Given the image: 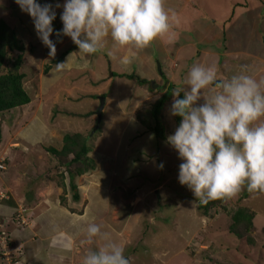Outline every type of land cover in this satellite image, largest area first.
<instances>
[{
    "label": "rangeland",
    "instance_id": "1",
    "mask_svg": "<svg viewBox=\"0 0 264 264\" xmlns=\"http://www.w3.org/2000/svg\"><path fill=\"white\" fill-rule=\"evenodd\" d=\"M251 1L261 5L259 19L253 22L248 18L252 11L247 9ZM57 4L51 3L56 12L54 32L62 29V11ZM211 4L214 7L199 11L205 20L197 19L198 27L178 23L181 26L170 30V37L161 36L163 44L170 45L167 49L175 53L167 54L170 60L178 62L169 83L164 78L165 70L160 71L163 77L159 73L157 63L153 62L152 67L143 59L139 61L134 49H113L110 38L104 50L85 57L71 54L78 49L69 44L70 38L54 34L50 39L60 42L55 57L50 58L29 16L14 0H3L0 20L20 38L24 52L19 73L24 75L22 86L31 102L0 116V161L6 167L7 181L14 179L12 190L25 194L20 208L35 210V217L24 213L26 229L82 231L81 237H75L80 246L76 264H81L90 249L105 242L97 237L91 244L84 243L85 218H92L102 233L124 248L129 264H264V192L241 188L234 196L205 205L193 204V193L178 183L182 161L166 143V137L179 125L177 118L169 114L170 105L175 92L188 87L187 73L194 64L216 66L217 80L239 73L241 66H246L253 78H264V0H212ZM189 9L184 8L180 21H187ZM223 32L226 41L220 44ZM188 43L190 46L178 48ZM155 44L156 40L146 50L155 55L157 47L161 55L162 47ZM109 50L114 55H109ZM125 56L131 62L122 65L120 59ZM67 57L72 67L54 75V61L63 62ZM152 68L155 83L146 81ZM137 80L147 83L139 85ZM168 87L171 95L159 119L163 138H157L139 123L137 116L148 119V111ZM216 90L209 87L201 92L207 98ZM100 97L104 106L99 128L94 131ZM75 134L86 140V157L94 166L75 177L77 192L69 188L68 180V172L76 166L65 165L72 157H58L47 151L61 150L62 138ZM77 193L79 200L75 202L73 195ZM239 208L247 211V223L253 226L250 230L246 229L247 223L238 226L237 238L229 227L232 214ZM43 209L49 214L42 226L37 213ZM0 243L9 255L10 246L2 240ZM15 259H11L12 264H20Z\"/></svg>",
    "mask_w": 264,
    "mask_h": 264
},
{
    "label": "clouds",
    "instance_id": "2",
    "mask_svg": "<svg viewBox=\"0 0 264 264\" xmlns=\"http://www.w3.org/2000/svg\"><path fill=\"white\" fill-rule=\"evenodd\" d=\"M14 3L32 20L50 58L55 57L60 42L50 39L54 34L68 37L76 45L78 51L71 54L87 57L104 50L108 38L113 49L145 48L169 33L175 18V12L165 7V0H64L56 5L62 7V29L54 32L56 12L51 4L37 0ZM108 54L114 55L112 50ZM68 57L53 65L54 75L72 67ZM130 62L127 56L120 59L122 65ZM186 83L188 87L175 92L170 105V116L180 122L166 143L182 161L178 183L193 193V204L231 197L241 188L264 192V78H253L246 66H241L239 73L217 80L216 66L194 64ZM209 87L217 90L204 98L201 90ZM159 169H163L162 163ZM85 219L84 243L91 244L97 237L105 242L90 249L81 264H129L124 248L102 233L92 218Z\"/></svg>",
    "mask_w": 264,
    "mask_h": 264
},
{
    "label": "crops",
    "instance_id": "3",
    "mask_svg": "<svg viewBox=\"0 0 264 264\" xmlns=\"http://www.w3.org/2000/svg\"><path fill=\"white\" fill-rule=\"evenodd\" d=\"M219 1L224 2L225 0H218V2ZM37 2L40 4H51V3H47L46 0H37ZM63 2H64L63 0L62 1L59 0L58 4L62 5ZM251 2H252V5L249 4L247 6V9H250V12L252 11V14H249V17L247 15L246 16L249 19H251V21L253 22L252 19H257V18L259 19L260 13L258 11H259V7H261V5H260V3H257L256 1H251ZM211 3H212V0H203V1L199 0V2H197V3H196V0H165V7L167 9H171L175 12V18L172 19L170 22L171 23V29L170 30H174V29L178 28L179 26H181L178 23L183 24V25H191V28H192V26L198 27V24H196L197 19L205 20V17H204L205 15H202L199 11L202 8L207 9L210 6L214 7V5ZM231 3L235 4L236 2L234 1ZM185 7H190V9H189L190 16L186 22H182V21H180V18H183V16H184V15H182V12H184ZM59 10L62 11V7H60ZM190 19H191V22H190ZM236 26L238 27V25H236ZM223 34H224V36L221 37L220 44L223 41L224 42L226 41L225 32H223ZM168 35H169V33L166 34V36H168ZM168 37H170V36H168ZM215 39L217 40L218 38L216 37ZM155 40H156L155 46H157V44L158 45L160 44V46L162 47V50H160L161 55H158V53H157L158 48L157 47H154L155 55H151L149 53L150 50H146V47L142 48V49H134V50L140 56L139 61H141V59H143L144 63L148 62V64L150 63L152 65V67H153V62L155 64L157 63V66H159V69L161 72H163L165 70V78L166 79H168L169 77L172 78V74H173L172 71L174 69H176L175 63H178V62H176L174 60H170V56H168V55H172V54L175 55V53L173 51H171V49H167L170 45L169 44L168 45L163 44V38L161 36L156 38ZM69 42H72V41L70 40ZM69 44H73V43H69ZM187 46H190V43H188L185 46L178 47V48L181 49V48L187 47ZM74 47L76 49V45H74ZM145 51H147V54L145 53ZM67 54H68V52L66 51L65 55H67ZM198 56L199 55H197V57ZM169 64H170V67H168ZM108 66H109V68H111V65H108ZM107 69H108V67H107ZM153 70H155V69L152 68L150 70V72L148 73V77L146 78V81H152L153 83H155V81L152 80V78H151V71H153ZM160 71H159V73L161 74ZM161 75H163V74H161ZM152 82H150V83H152ZM168 82L170 83L169 79H168ZM155 87H157V86H155ZM6 171L4 173H6ZM4 173L0 174V188L7 190L9 192L10 199L8 201L2 202L0 204V217L9 219V218H12V216L14 214L13 212H14L16 206L17 205L19 206L20 203H23L25 201V198H24L25 194L21 191L19 193V190L18 191L12 190V187H15L14 186L15 184H13L14 179H13V177H11V179H8V181H7L6 175ZM76 192H77V190H76ZM19 208H20V206H19ZM20 209H22V208H20ZM23 210L25 211V213L27 212V216L28 215H31L32 217L36 216L34 213L35 210H33L32 207L31 208L27 207V209H23ZM37 214L39 216H41L40 219L42 220L38 224L39 225L42 224V226H43L45 223V220L48 219L47 214H49V210L47 211L46 209L45 210L43 209V211H40ZM30 226H33L32 221H31ZM5 230L8 232L9 238H10V243L12 244V248L10 245V249L8 251V253H9L8 257L11 260L12 259L11 254L13 252L14 253L16 252L17 247H20V249H21L20 254H18V256H19L18 260H20L19 261L20 264H76V261L79 259L78 255L76 253H77V251L79 252L80 246L78 244H76L77 241L75 240V237L77 238V235L81 237L82 231H68V229H66V228L59 229V230H52V231L50 229L46 228L44 230L42 229L41 231H35V228L31 229V227L21 230L10 220H8L5 223ZM96 240H97V244H98L99 240L98 239H96ZM15 257L17 259V255H15ZM0 264H9V263L6 262L5 260H3L2 258H0Z\"/></svg>",
    "mask_w": 264,
    "mask_h": 264
},
{
    "label": "trees",
    "instance_id": "4",
    "mask_svg": "<svg viewBox=\"0 0 264 264\" xmlns=\"http://www.w3.org/2000/svg\"><path fill=\"white\" fill-rule=\"evenodd\" d=\"M58 1L59 0H46L47 3H55ZM14 31L15 30L10 29L9 26H7L5 22H3V20H0V116L14 108L25 106L30 103V99L25 93L22 86L24 75L19 73L24 50L20 42V38H18L16 32ZM60 60L61 59L55 60L54 63H58ZM126 77L128 79H133L131 75H128ZM137 83L139 85H143L147 82L137 80ZM170 89L171 87H168V89H166L161 97L153 104L150 111H148V119L144 120L143 118L139 117V115L137 116L139 123L142 126H145L146 130L151 132L157 138H163L159 119L160 112L166 101V98L168 95H171ZM176 118V123L179 124L180 120L178 117ZM62 142L63 146L61 147V150L56 151L55 149L49 148L47 149V151L50 154L58 157H72L70 161L65 163V165L69 167L73 165L76 166L73 172H68L69 188L74 192L75 190H77L74 184L75 177H80L86 174L88 171L93 170L94 166L92 160L86 157L87 153H89V149L87 147L86 140L83 139L80 135H65L62 138ZM0 191H3L8 197L6 200L1 201V204L2 202L8 201L10 199V194L7 190H4L2 188H0ZM245 196L246 194L244 195V197ZM73 198V200L77 202L79 199L78 194H74ZM18 210L19 207L17 205L13 212L14 214L12 216V219H4L5 222H7L8 220L12 221L19 229L23 230L26 229V226H22L20 224V221L15 218V213L18 212ZM247 219L250 220L247 211L242 208L237 209L230 218L231 224L229 227V231L232 232V234H234L237 238H240V234L238 233V231H235V229L238 226L245 225V223H247ZM248 222L249 223H247L246 229L250 230L253 225L250 221ZM5 233L8 245H11L12 248L9 234L6 230ZM248 240V242L252 243L250 238ZM18 254H20V250H18V252L16 251L15 253L13 252L11 257L16 258L15 255L18 256ZM0 258L5 260L9 264H12L11 260L9 261V257L8 260L3 257V253L1 250ZM15 261H18V258L15 259Z\"/></svg>",
    "mask_w": 264,
    "mask_h": 264
},
{
    "label": "built area",
    "instance_id": "5",
    "mask_svg": "<svg viewBox=\"0 0 264 264\" xmlns=\"http://www.w3.org/2000/svg\"><path fill=\"white\" fill-rule=\"evenodd\" d=\"M5 169H6V167L3 164V161H0V174L2 172H4ZM7 198H8L7 195L3 191H0V202L3 201V200H6ZM15 218L20 221V224L22 226H26L27 227V225H28L27 224V219L25 218L24 210L23 209H20L19 208L18 212L15 213ZM10 219H12V218H10ZM5 223H6L5 222V219L2 218V217H0V237L2 238V239H0V242L2 240L7 245L8 244V241H7V237H6V233H5ZM0 245L2 246L1 243H0ZM19 249H20V247L18 248V250ZM0 250L3 253V257L6 260H8V255H6L5 250H3L2 247H0Z\"/></svg>",
    "mask_w": 264,
    "mask_h": 264
},
{
    "label": "water",
    "instance_id": "6",
    "mask_svg": "<svg viewBox=\"0 0 264 264\" xmlns=\"http://www.w3.org/2000/svg\"><path fill=\"white\" fill-rule=\"evenodd\" d=\"M157 69H158V71H160L159 66H157ZM99 99H100L99 100V106H98V108H97V110L95 112L96 125H95V128H94V131H96L99 128L100 121H101V115H102V109H103V106H104V99L101 98V97Z\"/></svg>",
    "mask_w": 264,
    "mask_h": 264
}]
</instances>
